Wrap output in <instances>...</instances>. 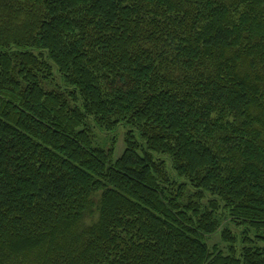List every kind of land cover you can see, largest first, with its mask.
<instances>
[{"label":"trees","instance_id":"16d2710c","mask_svg":"<svg viewBox=\"0 0 264 264\" xmlns=\"http://www.w3.org/2000/svg\"><path fill=\"white\" fill-rule=\"evenodd\" d=\"M0 264H264V0H0Z\"/></svg>","mask_w":264,"mask_h":264},{"label":"rangeland","instance_id":"374dc122","mask_svg":"<svg viewBox=\"0 0 264 264\" xmlns=\"http://www.w3.org/2000/svg\"><path fill=\"white\" fill-rule=\"evenodd\" d=\"M124 129H118L114 133H96L97 144L104 148H108L113 145L115 149V153L113 155V159H116L121 155L124 148ZM207 245L211 248V246L215 245L219 247L221 250H225L224 243L221 242L220 236L218 233L212 235L207 239Z\"/></svg>","mask_w":264,"mask_h":264}]
</instances>
